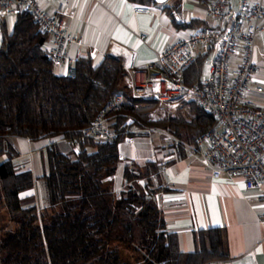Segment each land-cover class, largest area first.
Wrapping results in <instances>:
<instances>
[{
    "label": "trees",
    "instance_id": "16d2710c",
    "mask_svg": "<svg viewBox=\"0 0 264 264\" xmlns=\"http://www.w3.org/2000/svg\"><path fill=\"white\" fill-rule=\"evenodd\" d=\"M127 1L157 5L154 0ZM179 1L164 7L176 27H213L199 19L177 22ZM0 27V208L13 222L10 229L0 230V264H130L112 243L138 253L134 264H203L229 258L222 228L199 230L196 249L180 250L178 235L167 230L155 200L163 190L154 182L161 168L157 160L126 163L125 186L117 190L114 182L122 160L120 143L128 134H142L131 130L158 129L196 147L199 136L218 126L215 114L195 100H180L174 112L154 118L161 103L131 96L121 56L108 53L98 64L80 57L76 76L70 78L55 72L45 47L48 37L29 12L18 13L12 28L6 19ZM204 59L205 54L198 55L188 68L187 84H200ZM118 93L125 102L104 115L105 126L116 135L106 143L84 138L83 131ZM16 138L50 140L42 176L18 168ZM37 180L44 192L42 207L35 194L29 195Z\"/></svg>",
    "mask_w": 264,
    "mask_h": 264
},
{
    "label": "built area",
    "instance_id": "2783aa9c",
    "mask_svg": "<svg viewBox=\"0 0 264 264\" xmlns=\"http://www.w3.org/2000/svg\"><path fill=\"white\" fill-rule=\"evenodd\" d=\"M41 0H0V21L21 11L31 14L33 22L47 35V53L54 67L66 64L67 77L76 76L75 62L66 47L78 40L66 19L73 13H51L40 5ZM134 14L149 13L146 6H135ZM206 15L213 27L198 29L179 37L156 52L152 62L130 69L124 84L136 98L154 99L172 104L180 100H195L205 110L215 114L218 126L203 133L196 147L182 144L164 131L152 128L131 130L126 143L137 137L153 147L151 160L156 159L154 147L182 149L190 158L207 168L213 179L222 176L241 178L248 190L264 189V108L250 98V92L261 93L263 87L253 86L256 71L255 51L258 40L264 48V4L262 0H211ZM146 36L141 35V39ZM205 54L203 67L207 75L200 84H187L184 74L198 55ZM125 96L118 93L103 109L94 123L83 131V137L106 143L116 135L105 126L104 115L118 109ZM206 264H234L232 258H222Z\"/></svg>",
    "mask_w": 264,
    "mask_h": 264
},
{
    "label": "crops",
    "instance_id": "0c3cea01",
    "mask_svg": "<svg viewBox=\"0 0 264 264\" xmlns=\"http://www.w3.org/2000/svg\"><path fill=\"white\" fill-rule=\"evenodd\" d=\"M176 1L157 3L149 7V13L141 14H134L132 10L136 5L127 0H41L40 5L51 13L74 14L73 20L66 19L78 40L66 47L70 58L90 57L98 64L106 54H116L123 58L128 74L132 67L154 61L158 50L196 30L173 24L164 7H170ZM209 1L180 0L181 14L176 21L184 23L199 19L213 26L206 15ZM232 2L237 5V0ZM262 2L264 4V0ZM14 20L15 16L6 18L9 29ZM143 34L146 37L141 39ZM255 62L252 84L262 86L263 91H251L250 98L264 108V48L261 40L257 42ZM54 69L57 74L66 75L65 63ZM47 141L50 144V140ZM15 144L20 152L16 158L18 168L32 170L35 177L42 176L47 166L44 168L36 141L16 138ZM47 146L40 148L46 152ZM154 151L161 164L154 182L163 189L157 192L155 200L166 220L167 230L177 233L180 250L186 253L196 249L195 233L199 230L222 228L225 251L234 264H264V189L248 190L241 178L222 176L213 179L207 168L171 147H154ZM120 154L122 167L130 161L142 165L151 155L144 154L143 150L139 153L134 144H128ZM114 182L117 186L115 178ZM39 186L43 191L37 180L29 195L38 194Z\"/></svg>",
    "mask_w": 264,
    "mask_h": 264
},
{
    "label": "rangeland",
    "instance_id": "374dc122",
    "mask_svg": "<svg viewBox=\"0 0 264 264\" xmlns=\"http://www.w3.org/2000/svg\"><path fill=\"white\" fill-rule=\"evenodd\" d=\"M207 75V67L204 66L203 67V74L202 77L205 78ZM178 106V102L176 103H172V104H165V103H161L159 109L153 114L154 118H160L166 115V113L168 112H174L176 107ZM36 145L38 146V152L40 153V155H42L43 157V163H44V168L46 166V152L44 150H41V146H49V143L47 140L43 139V140H39L36 141ZM128 144H126V140L122 141L120 143V152H124L126 150ZM135 147L138 149L139 153L142 152V150L144 151V154H149L152 153V149L150 150L149 147L146 146V139L139 136L136 138L135 143H134ZM41 151V152H40ZM27 162H25L26 164ZM122 172H123V167H122V161H120L118 163V169L115 175V181L117 180V190L122 189L125 186V182L122 176ZM40 183V180H38ZM38 191L39 193L35 194V201L38 207H42L44 205V198H43V191L41 189V186L38 187ZM13 222L10 220L9 214L7 213V211L5 209L0 208V230L4 229V230H8L11 228ZM111 247H117L118 248V253L120 255V257L122 258V260L124 262L130 263V264H134L136 263L138 260H140L139 254L136 253L134 250H132V248L126 246L125 244H120V243H112Z\"/></svg>",
    "mask_w": 264,
    "mask_h": 264
},
{
    "label": "water",
    "instance_id": "95a60500",
    "mask_svg": "<svg viewBox=\"0 0 264 264\" xmlns=\"http://www.w3.org/2000/svg\"><path fill=\"white\" fill-rule=\"evenodd\" d=\"M156 3L162 4L164 2H166L167 0H154Z\"/></svg>",
    "mask_w": 264,
    "mask_h": 264
}]
</instances>
